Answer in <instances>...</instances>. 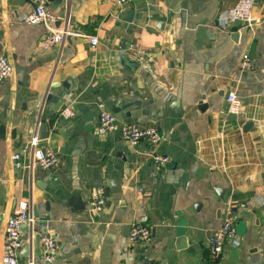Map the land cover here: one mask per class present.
Segmentation results:
<instances>
[{
	"label": "crops",
	"instance_id": "crops-1",
	"mask_svg": "<svg viewBox=\"0 0 264 264\" xmlns=\"http://www.w3.org/2000/svg\"><path fill=\"white\" fill-rule=\"evenodd\" d=\"M39 1L0 0V56L12 67L0 82V258L23 201L31 222L20 255L50 234L52 264H207V240L228 215L236 235L221 264H264V0L252 26L224 28L221 15L239 0H50L56 29L71 34L49 49L47 29L24 21ZM244 58L252 68L241 71ZM229 91L242 102L236 119ZM103 112L155 127L159 142L99 135ZM35 137L59 158L56 169L26 168L30 153L20 151ZM153 154L170 164L157 170ZM99 187L108 201L93 215ZM133 225L148 228L150 242L130 245ZM20 264L46 263L38 254Z\"/></svg>",
	"mask_w": 264,
	"mask_h": 264
},
{
	"label": "built area",
	"instance_id": "built-area-1",
	"mask_svg": "<svg viewBox=\"0 0 264 264\" xmlns=\"http://www.w3.org/2000/svg\"><path fill=\"white\" fill-rule=\"evenodd\" d=\"M133 0H115V5L119 8L123 5L131 3ZM259 0H239L234 7L221 15V27L228 25H235L239 27L252 26L255 20L252 17V10ZM50 0H40L34 10L24 17V21L30 25H42L47 29V35L42 40L43 47L49 49L61 44L71 33L67 27L56 29V19L47 7ZM88 42L91 47L98 44L95 37H89ZM131 50V48H130ZM251 62L244 58L240 64L239 69L246 71L251 69ZM12 74V67L9 62L0 56V82L10 78ZM228 113L237 116L242 108L241 99L233 91H229L226 96ZM64 118L73 117L71 109L62 111ZM99 135H107L118 133L120 138L136 147L141 143H149L155 145L159 142L160 136L157 129L153 126H142L134 122L119 121L109 112L100 114L99 122L96 128ZM30 153L29 164L27 169L37 167L41 170H54L59 164L60 160L49 148L40 147L38 140L35 137L28 146L20 151ZM15 153L12 159L17 168L22 165L20 163L21 153ZM151 163L157 170H161L170 164V158L160 154H153L150 156ZM91 200V214H99L102 212L107 204L108 198L103 187L95 189L90 197ZM30 206L27 202H19L11 217L7 220L4 227L5 242L3 252L0 258V264H20V250L23 247L22 229L31 221ZM236 235L235 221L228 215L224 218L221 226L216 229L207 240V264H221V257L224 245ZM128 240L130 245L139 246L146 244L151 240V232L148 228L142 225H133L129 231ZM40 257L46 264H52L55 261V254L58 245L54 237L50 234H43L39 239Z\"/></svg>",
	"mask_w": 264,
	"mask_h": 264
},
{
	"label": "water",
	"instance_id": "water-1",
	"mask_svg": "<svg viewBox=\"0 0 264 264\" xmlns=\"http://www.w3.org/2000/svg\"><path fill=\"white\" fill-rule=\"evenodd\" d=\"M128 20H130V17H129ZM120 51H121L123 54H126V53H125V52H126V48H125V47L121 48ZM123 58H125V57H123ZM129 66H130V67H133V66H135V64H133V65H129ZM61 102H62V101H58L56 107L54 108V111H55V112L58 111V109H59L60 106L62 105ZM119 110H120V109H114L113 112H114V113H118ZM131 115H132V114H130V113H127V114H126V116H128V117H130ZM230 117H231L232 119H236V116H235V115H232V116H230ZM115 178H116V177H115L114 175H112V176H111V179H110V181H109V183L107 184V186H108L113 192L118 191L117 186H116V180H115ZM215 191H216L217 193H220V191L217 190V189H215ZM39 239H40V236H39V235H35V237H34V241H33L32 250L30 251L29 247L26 246V247L23 249L22 254H21L20 256H21V257H30V258H31L32 255H38V254H39V249H40V246H39Z\"/></svg>",
	"mask_w": 264,
	"mask_h": 264
}]
</instances>
